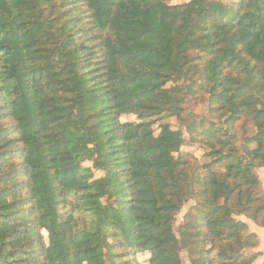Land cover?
Returning <instances> with one entry per match:
<instances>
[{
  "label": "trees",
  "instance_id": "obj_1",
  "mask_svg": "<svg viewBox=\"0 0 264 264\" xmlns=\"http://www.w3.org/2000/svg\"><path fill=\"white\" fill-rule=\"evenodd\" d=\"M257 168L264 0H0V264H253Z\"/></svg>",
  "mask_w": 264,
  "mask_h": 264
},
{
  "label": "rangeland",
  "instance_id": "obj_2",
  "mask_svg": "<svg viewBox=\"0 0 264 264\" xmlns=\"http://www.w3.org/2000/svg\"><path fill=\"white\" fill-rule=\"evenodd\" d=\"M188 1L189 0H169V4L170 5H177V4L186 3ZM215 1H220V2H223L225 4L231 5V4L236 3L238 0H215ZM185 107L187 110L181 116L182 117L181 120L176 119L174 117H171V118L164 119L162 122L169 124L173 130H180L184 134L187 141H186L185 145L181 148L182 153H186L188 155H191L192 158L195 160L196 164H198L199 166L210 164L211 168L214 171L219 172V173L223 172V169L219 165L213 164L211 162L210 158L205 155V151L202 148H200V145H197L194 142V140L191 139L190 134H188V132L186 131V126H188L190 124H194L197 131L201 130L202 126L208 127L210 125L211 119L206 114L205 103H203V101H197V103L195 105L191 103ZM120 121L121 122H137V119L135 116H123L120 119ZM193 121H194V123H192ZM157 126H158V124L154 125V129H155L156 133L158 131ZM236 129L238 131L239 137H241V136L251 137L254 135V132H255L253 127L249 124H245L244 121L238 122L236 125ZM255 174L257 175V177L260 181L261 188L264 190V182H263L264 181V168H257L255 170ZM100 175L101 174H99V173L95 174L96 177H99ZM194 204H195V202L193 200L188 201L187 203H185L183 205L181 210L176 215L173 227H174V232L177 235V237H179L180 227L184 223V218H185L187 212L189 211V209ZM237 219L245 222L247 225L249 223H251V221L249 219H246L245 217H242V216L238 217ZM260 228H263V227H260ZM247 232L255 234V233L251 232L249 229ZM255 236L257 237L256 234H255ZM258 244H259V242H258V237H257L255 247L247 250V252L250 254H258L257 258L260 255V252L258 251V246H259ZM179 255H180L182 264H190L188 257H187V254L183 248L179 249ZM256 259H255V261H256ZM139 261L142 264H147V256L139 258ZM255 261L253 262V264L255 263ZM262 264H264V263H262Z\"/></svg>",
  "mask_w": 264,
  "mask_h": 264
},
{
  "label": "crops",
  "instance_id": "obj_3",
  "mask_svg": "<svg viewBox=\"0 0 264 264\" xmlns=\"http://www.w3.org/2000/svg\"><path fill=\"white\" fill-rule=\"evenodd\" d=\"M247 226L251 232L257 235L258 242H259L258 251L260 252V255L256 259L254 264H262L264 263V228L257 227L253 225L252 223H249Z\"/></svg>",
  "mask_w": 264,
  "mask_h": 264
}]
</instances>
